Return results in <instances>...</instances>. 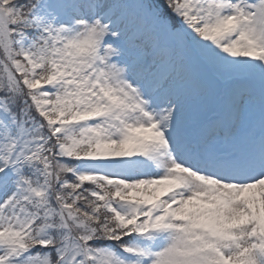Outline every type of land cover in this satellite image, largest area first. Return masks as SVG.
<instances>
[{
    "label": "snow or ice",
    "instance_id": "snow-or-ice-1",
    "mask_svg": "<svg viewBox=\"0 0 264 264\" xmlns=\"http://www.w3.org/2000/svg\"><path fill=\"white\" fill-rule=\"evenodd\" d=\"M0 264H264V0H0Z\"/></svg>",
    "mask_w": 264,
    "mask_h": 264
}]
</instances>
